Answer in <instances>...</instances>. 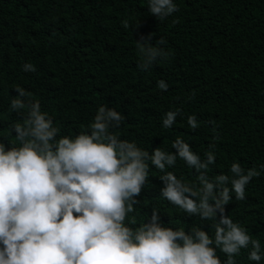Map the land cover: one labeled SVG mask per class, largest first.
<instances>
[{
  "label": "trees",
  "instance_id": "1",
  "mask_svg": "<svg viewBox=\"0 0 264 264\" xmlns=\"http://www.w3.org/2000/svg\"><path fill=\"white\" fill-rule=\"evenodd\" d=\"M173 2L178 11L160 21L148 0H0V143L6 150L20 146L13 125L23 123L27 109L10 110L17 86L40 102L60 129L57 138L88 131L99 106L107 105L125 117L110 131L143 151L176 154L177 138L202 160L212 151L211 181L231 177L233 163L245 174L255 168L260 175L245 186L246 198L237 201L230 192L225 215L259 240L264 253V0ZM150 34L170 57L142 71L136 40ZM161 37L165 43L157 45ZM25 63L36 71L25 72ZM161 79L167 91L157 87ZM177 110L175 123L164 128L165 114ZM193 115L195 130L187 122ZM147 163L146 183L125 225L135 229L155 209L161 226L188 233L200 227L214 239L219 213L217 220L189 216L161 194L165 172L197 189L199 172L179 157L164 172ZM251 250L241 249L236 264H258L248 259ZM216 253L226 264V254Z\"/></svg>",
  "mask_w": 264,
  "mask_h": 264
},
{
  "label": "clouds",
  "instance_id": "2",
  "mask_svg": "<svg viewBox=\"0 0 264 264\" xmlns=\"http://www.w3.org/2000/svg\"><path fill=\"white\" fill-rule=\"evenodd\" d=\"M148 10L163 21L178 8L173 0H148ZM122 23L129 26L127 20ZM150 41L151 34L136 40L141 58L137 66L142 71L158 59L167 61L170 57ZM164 43L163 37L156 41L157 45ZM23 70L35 72L36 68L25 63ZM157 87L168 89L162 79ZM15 91L18 95L10 110L27 109V113L23 123L13 125L20 146L13 144L6 150L0 143V264H222L217 248L226 254V264H236L234 257L249 245L248 259L259 264L264 255L260 241L225 215L230 192L237 201L246 198L245 186L260 175L255 168L245 174L239 163H233L231 177L219 174L211 181L207 169L216 160L212 151L202 160L180 138L172 145L176 154L160 148L151 154L143 151L110 131L125 117L107 105L99 106L88 125L90 135L88 130L74 138H57L60 129L41 111L40 102H33L31 94L19 86ZM179 114V110L168 111L163 127H172ZM187 122L193 130L198 127L194 115ZM177 157L199 172L200 187L165 172L160 177L162 197L202 220H217L219 213L214 239L200 227L194 226L188 233L183 228L161 226L155 209L151 219L135 229L125 225L138 203L135 197L146 183L147 161L164 172L166 166L176 164ZM130 224H136L135 218Z\"/></svg>",
  "mask_w": 264,
  "mask_h": 264
}]
</instances>
